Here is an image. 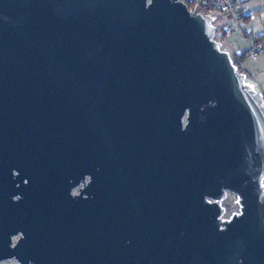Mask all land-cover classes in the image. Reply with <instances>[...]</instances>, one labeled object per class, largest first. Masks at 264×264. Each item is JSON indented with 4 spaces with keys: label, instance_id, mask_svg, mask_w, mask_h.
I'll return each instance as SVG.
<instances>
[{
    "label": "water",
    "instance_id": "1",
    "mask_svg": "<svg viewBox=\"0 0 264 264\" xmlns=\"http://www.w3.org/2000/svg\"><path fill=\"white\" fill-rule=\"evenodd\" d=\"M197 10L0 0V264H264V95Z\"/></svg>",
    "mask_w": 264,
    "mask_h": 264
},
{
    "label": "rangeland",
    "instance_id": "2",
    "mask_svg": "<svg viewBox=\"0 0 264 264\" xmlns=\"http://www.w3.org/2000/svg\"><path fill=\"white\" fill-rule=\"evenodd\" d=\"M245 14L246 21H240L239 25L233 22L229 17L217 10L210 11L217 16L215 25V39L221 42L223 49L228 50L238 66L239 70L246 73L247 81L254 84L256 90L264 95V55L254 59L248 54L250 41H245L243 35L252 34L254 37L264 32V0H240ZM241 55L245 56L241 59ZM226 206V216L239 210V206L233 201L227 199L224 202ZM15 237L14 240H16ZM14 259L3 261L1 264L15 263Z\"/></svg>",
    "mask_w": 264,
    "mask_h": 264
},
{
    "label": "built area",
    "instance_id": "3",
    "mask_svg": "<svg viewBox=\"0 0 264 264\" xmlns=\"http://www.w3.org/2000/svg\"><path fill=\"white\" fill-rule=\"evenodd\" d=\"M184 2L190 11H195L199 6V10L196 12L207 14L210 11L217 10L225 13L229 19L233 22H236L239 25V22L243 20L245 13L239 2V0H177ZM211 14V13H210ZM245 41H250L248 46V54L256 59L261 55H264V47L262 44L255 41V37L246 33L243 35Z\"/></svg>",
    "mask_w": 264,
    "mask_h": 264
},
{
    "label": "trees",
    "instance_id": "4",
    "mask_svg": "<svg viewBox=\"0 0 264 264\" xmlns=\"http://www.w3.org/2000/svg\"><path fill=\"white\" fill-rule=\"evenodd\" d=\"M246 18H248L247 15L244 16V20L245 21H246ZM255 41L258 42V43H260V44H262V46L264 47V32L262 34H259V35L255 36ZM244 58H245V56H242L241 55V59H244Z\"/></svg>",
    "mask_w": 264,
    "mask_h": 264
},
{
    "label": "flooded vegetation",
    "instance_id": "5",
    "mask_svg": "<svg viewBox=\"0 0 264 264\" xmlns=\"http://www.w3.org/2000/svg\"><path fill=\"white\" fill-rule=\"evenodd\" d=\"M80 188H81V186H79L78 188L74 189V190H73V193H75V194H79ZM231 196H232V194H229L227 199L230 200V197H231ZM227 199H226V200H227ZM225 207H226V206H225ZM226 211H227V210H226ZM229 216H230V215H229ZM229 216H226V214H225V218H228Z\"/></svg>",
    "mask_w": 264,
    "mask_h": 264
},
{
    "label": "crops",
    "instance_id": "6",
    "mask_svg": "<svg viewBox=\"0 0 264 264\" xmlns=\"http://www.w3.org/2000/svg\"><path fill=\"white\" fill-rule=\"evenodd\" d=\"M239 2H240V0H239ZM240 4H241V2H240ZM241 6H242V4H241ZM242 8H243V7H242ZM243 10H244V9H243ZM244 13H245V11H244ZM245 15H246V14H245ZM243 20H244V18H243ZM243 20H242V21H243Z\"/></svg>",
    "mask_w": 264,
    "mask_h": 264
}]
</instances>
